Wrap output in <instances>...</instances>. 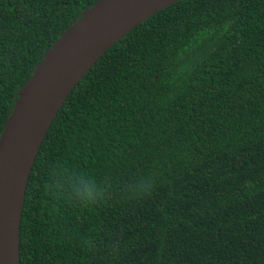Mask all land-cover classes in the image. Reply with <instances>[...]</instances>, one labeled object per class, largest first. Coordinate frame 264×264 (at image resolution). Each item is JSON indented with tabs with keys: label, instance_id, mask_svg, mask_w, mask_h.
<instances>
[{
	"label": "trees",
	"instance_id": "16d2710c",
	"mask_svg": "<svg viewBox=\"0 0 264 264\" xmlns=\"http://www.w3.org/2000/svg\"><path fill=\"white\" fill-rule=\"evenodd\" d=\"M97 1L0 0V135ZM19 241L20 264H264V0H181L109 48L42 142Z\"/></svg>",
	"mask_w": 264,
	"mask_h": 264
},
{
	"label": "water",
	"instance_id": "95a60500",
	"mask_svg": "<svg viewBox=\"0 0 264 264\" xmlns=\"http://www.w3.org/2000/svg\"><path fill=\"white\" fill-rule=\"evenodd\" d=\"M179 1H97L53 43L23 85L0 135V264H20V224L30 173L72 90L122 37Z\"/></svg>",
	"mask_w": 264,
	"mask_h": 264
},
{
	"label": "clouds",
	"instance_id": "9594fccd",
	"mask_svg": "<svg viewBox=\"0 0 264 264\" xmlns=\"http://www.w3.org/2000/svg\"><path fill=\"white\" fill-rule=\"evenodd\" d=\"M75 191L76 196L79 197L83 202L95 201L99 195L93 185L83 182L76 187Z\"/></svg>",
	"mask_w": 264,
	"mask_h": 264
}]
</instances>
